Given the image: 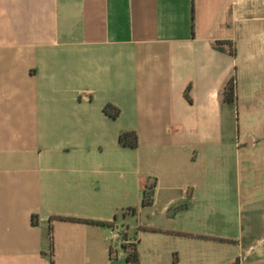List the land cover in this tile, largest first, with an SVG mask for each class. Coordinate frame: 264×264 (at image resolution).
Instances as JSON below:
<instances>
[{
  "label": "crops",
  "instance_id": "1",
  "mask_svg": "<svg viewBox=\"0 0 264 264\" xmlns=\"http://www.w3.org/2000/svg\"><path fill=\"white\" fill-rule=\"evenodd\" d=\"M253 3L264 21V0H0V264H128L109 228L50 219L119 227L134 209L138 229L166 234L181 205V237L233 245L238 264L264 258V216L248 217L264 213V135L224 130L230 76L241 105L247 75L264 80V23L244 18ZM229 41L246 45L244 61L213 46ZM125 131L136 148L119 143Z\"/></svg>",
  "mask_w": 264,
  "mask_h": 264
},
{
  "label": "rangeland",
  "instance_id": "2",
  "mask_svg": "<svg viewBox=\"0 0 264 264\" xmlns=\"http://www.w3.org/2000/svg\"><path fill=\"white\" fill-rule=\"evenodd\" d=\"M259 5L251 4L249 9L244 14L246 22H249L250 25L256 23H264L261 20L262 9L261 11L257 9ZM239 24V23H238ZM237 24L235 23L234 26ZM256 38L252 35H249V40H255ZM236 42V41H235ZM234 42L235 51H238V62L244 61L245 55H247V48L244 44H238ZM242 45L244 47H242ZM250 50V47L248 48ZM264 73V70H263ZM253 74H248L249 79L247 80V86L245 88V93L241 97H245L246 105H241L237 103L232 104V110L225 122V133L233 134L238 138L237 141H243L242 136L246 135H264V100L261 99L259 102L254 101L256 96L257 89L259 88L258 94L264 97V80L257 79ZM258 80V81H257ZM258 82V83H257ZM261 84V86L254 88L255 85ZM251 85V86H250ZM237 97V92H236ZM254 101V102H253ZM229 104V103H228ZM240 139V140H239ZM262 142V141H260ZM239 148H243V142H237ZM250 161H252L250 159ZM259 166L264 168V162L260 163ZM264 179V175H263ZM264 187V186H263ZM254 194L264 195V191L258 189L254 185ZM174 208V207H173ZM183 207H178L170 211V216L173 218V221L166 223L167 221L163 219V225L168 229H175V232H169L166 234H155L150 231L142 230L137 228L136 224V215L132 216L128 209L119 210L117 213V225L118 228L123 231V224L128 223L130 225V235L134 238L129 239L132 243H135V238L139 239L138 249L140 256L143 258L151 259L154 257H162L167 254L169 262L168 264H219L220 262L225 263H234L235 259L238 256V249L233 245H217L209 240V237H203L201 240L190 241L189 239L183 238L180 236V210ZM231 210L236 212V207L232 206ZM129 212V213H128ZM261 212V211H260ZM125 215L127 218L126 223H122V216ZM248 216L252 221L262 220L264 213L256 216L255 213L249 214ZM233 233H237V225L234 224ZM150 251L154 252L151 253ZM156 254V255H155ZM248 264H264V258L255 259Z\"/></svg>",
  "mask_w": 264,
  "mask_h": 264
},
{
  "label": "trees",
  "instance_id": "3",
  "mask_svg": "<svg viewBox=\"0 0 264 264\" xmlns=\"http://www.w3.org/2000/svg\"><path fill=\"white\" fill-rule=\"evenodd\" d=\"M222 45H227L229 48V54L234 56L235 55V48H234V43L233 42H216L213 46L215 49L219 51H223ZM189 91H190V86H188L185 90V98L189 103H191V98L189 96ZM236 92H237V79L236 75L232 74L230 78L227 80L224 88H223V98L224 101L229 103V104H235L236 103ZM106 112H110V116L113 119H116L120 113L119 109L112 105V104H107L106 105ZM119 143L121 144L122 147L134 149L138 145V137L135 131H125L122 132L119 136ZM154 192H155V183L146 185L143 189V198L141 202L142 207H148L151 206L154 198ZM178 207H185V205L177 206L174 208H170V211L178 208ZM130 211L134 212V209H130ZM36 216L33 217V222L36 223L35 221ZM60 219V220H65V221H72V222H81V223H87V224H94V225H99L107 228H111L112 224L109 223H103V222H91L87 220H76L73 218H52L50 219ZM49 231H51V226L49 227ZM122 249L126 253V261L128 264H140V253L138 249V242L135 243H130L125 246H122ZM49 254L52 257L53 256V240L51 235L49 236ZM50 264H54L53 260H50ZM232 264H238L237 261H235Z\"/></svg>",
  "mask_w": 264,
  "mask_h": 264
},
{
  "label": "built area",
  "instance_id": "4",
  "mask_svg": "<svg viewBox=\"0 0 264 264\" xmlns=\"http://www.w3.org/2000/svg\"><path fill=\"white\" fill-rule=\"evenodd\" d=\"M107 240L110 243L116 242L120 246L132 243L127 238H125L124 233L118 227L109 228Z\"/></svg>",
  "mask_w": 264,
  "mask_h": 264
}]
</instances>
